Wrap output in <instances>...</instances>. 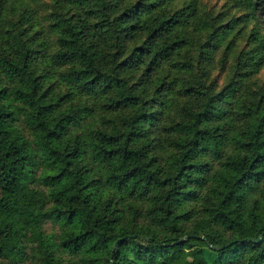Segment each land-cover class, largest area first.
<instances>
[{
    "label": "trees",
    "instance_id": "obj_1",
    "mask_svg": "<svg viewBox=\"0 0 264 264\" xmlns=\"http://www.w3.org/2000/svg\"><path fill=\"white\" fill-rule=\"evenodd\" d=\"M0 264H264V0H0Z\"/></svg>",
    "mask_w": 264,
    "mask_h": 264
},
{
    "label": "rangeland",
    "instance_id": "obj_2",
    "mask_svg": "<svg viewBox=\"0 0 264 264\" xmlns=\"http://www.w3.org/2000/svg\"><path fill=\"white\" fill-rule=\"evenodd\" d=\"M46 228H47V230H53L54 229L53 226L50 223H48L46 225Z\"/></svg>",
    "mask_w": 264,
    "mask_h": 264
}]
</instances>
